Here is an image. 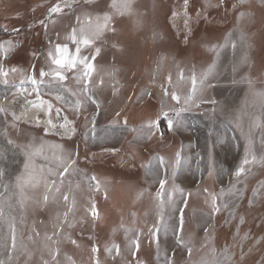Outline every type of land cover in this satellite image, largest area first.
Returning <instances> with one entry per match:
<instances>
[{"label":"rangeland","instance_id":"374dc122","mask_svg":"<svg viewBox=\"0 0 264 264\" xmlns=\"http://www.w3.org/2000/svg\"><path fill=\"white\" fill-rule=\"evenodd\" d=\"M56 3H63V0H0V43L11 41L14 45L6 60L0 57V66L6 71L12 67L19 70L9 74L8 84H4L5 78L0 76V105L5 109L4 112H0V169L5 173L3 184L9 185L6 193L0 186V194L6 198L5 216L15 218L17 249L19 250L23 245L32 253L30 260L25 255H20L18 264H26V260L28 264H41V256L50 260L44 248L46 243L44 237L53 233L55 217L59 214L63 219L66 211H68V222L72 226L68 227L65 224L62 231L54 237L58 243L51 245L60 250V255L57 257L60 264H70L66 257H71L75 264H93L90 259L93 256L91 253L93 245L99 248L96 255L100 264H138L142 261H147L146 264H155L156 248L147 239L149 234L147 227L143 239L140 238L141 248L135 251V256L132 258L129 241H132L134 228L139 230L144 228L145 220L148 219L149 223L153 222L155 227V224L164 219L175 222L176 212H179L165 204L163 219L160 218L156 206V193L152 192L153 182L150 183L152 173H148L144 168L161 149L166 151L165 155L169 158L168 163L171 166L170 175L166 178L168 181L166 189L170 190L175 183L184 190L183 196L179 194L175 196L176 208L184 199H187L189 204V210L184 212L188 225L186 233L188 236L196 237L197 231L202 229L203 225L208 226L210 233L207 241L204 234V237H199L194 243L190 261L187 258L175 264H198L202 258L212 257L216 258L218 264H264V195L256 198L252 196V189L259 188L260 184L264 183V166L246 165V169L251 168L250 172L246 171L240 177L235 175L236 169L244 159V148L249 135L253 140V150L257 157L264 155V147L261 145L264 139V100L254 95L257 92H264V5L260 0H249L233 8L234 4H239V0H223L222 3L221 0H190L186 17L182 7L184 0H131L132 10L124 15L115 13L110 8L111 0H71L70 6L64 7L61 13L49 16L48 8ZM173 11L178 13L174 18ZM201 11L203 15L197 18V13ZM240 12H244L245 15L238 19ZM104 13L112 15L110 27L115 28V33L106 31V38L100 42L103 44V54L99 59L97 56L96 58L106 62L116 54L117 59L123 47L120 57L130 62L132 66L139 65L144 68L146 62L153 57L163 53L169 54L172 61L175 60L180 65L179 70L168 72L172 81L170 91L173 89L172 83L176 82L184 71L187 75L186 81L190 72H196L201 77L211 66L216 52H222L221 59L227 53L231 56L233 52L243 48L249 53V77L246 76L245 70H241L234 76V80H231L230 68L225 65L218 66V62L214 69L218 78L215 75L208 77L203 87L198 83L197 88L201 92L202 101H205L207 96L205 93L213 94L215 90L219 92V101L215 106L218 109L216 114H212L209 118V107L203 109L209 122H216L218 128L212 129L206 138L203 136L204 133L201 137H197L199 145L196 147L193 145L189 147L188 144L189 158L185 167L186 172L182 173L183 168L178 169L173 177L176 147L179 142L176 134L164 138L163 144L162 141L156 140L158 138L154 135L155 137L153 136L148 144L134 150L127 144L123 148L125 154L108 157L104 153H98L107 146L94 149L85 147L84 119L74 117L76 114L73 109L67 114L43 93L39 92L38 97L35 92L27 93V90L20 88L21 81H26L25 74L31 75L33 67L37 75L42 68L45 71L49 70L51 62L47 54L55 44L67 43L70 50L75 51V45L66 37L73 28L84 25L86 20L84 15L95 19L97 15L102 16ZM186 19L189 26L185 25ZM41 20L44 21V25L39 23ZM241 32L245 35L243 41L239 39ZM229 34L236 39L235 49L232 48L231 43L227 47L223 42V38ZM173 35L175 41L171 40ZM168 41L170 44L172 41L175 43L171 46ZM114 44L116 47H113ZM222 45L224 46L221 47ZM214 46L215 50H213ZM235 70L238 68L236 67ZM72 72L65 74L71 75ZM77 75L78 73H75L73 76L75 80ZM143 75H138V78L142 77L141 79L146 81ZM136 77L133 75L130 81L134 82ZM167 78L165 76L161 79L157 76L153 87L158 89L162 81ZM45 80H48L47 83L41 87H47L48 89L43 91L45 94H50L51 81L49 77ZM26 83L30 82L26 81ZM142 83L144 82L138 84ZM76 84L79 87L80 83ZM65 85L67 84L62 85V89ZM121 88L129 91L133 85L123 84ZM230 94L234 95L231 103L233 105L228 103L225 107L227 98L224 96ZM41 99L53 103L51 118L57 125L55 130L46 131L51 129L46 123L49 114L44 109L33 107V104H38ZM167 103L171 108L170 97L166 100L165 104ZM67 107L69 109L70 105L67 104ZM56 108L60 109L59 115L56 114ZM223 109L229 112L225 113ZM230 110H233V113ZM64 117L72 121L70 126L75 128V132L70 136L65 135L64 130L59 127L65 122ZM231 118L235 124L241 123L244 128L240 140L235 138V144L242 145H235V149L230 139L227 137L225 139L224 129L219 126L223 121H230ZM254 118H258L260 127H251ZM9 139L14 142L12 145L7 143ZM226 140L229 143L227 148ZM57 145L62 148H57ZM26 152L34 153L30 164L35 173L46 178L49 183L55 180L57 186L61 188V193L69 196L67 203L61 193H55L56 200L53 201L52 194H49V202L44 204L42 200L45 186L41 182L36 188L28 190L29 199L23 208L20 207L18 190L14 188V183L15 177L25 172L24 165L29 159L25 155ZM197 152H201V157H196ZM232 152L235 153L234 160L230 159ZM70 153L72 159L76 161L73 166L76 170H70L61 177L59 173L63 167L62 160ZM121 159H126V163L121 162ZM98 162H101L100 165ZM110 162L117 166L118 171L115 172ZM210 169L211 176L208 174ZM92 176L100 181L98 191L95 189L96 181L90 179ZM233 186L244 190L242 198L229 192ZM204 189H208V192ZM221 190H223L222 196ZM14 192L17 194L13 195ZM212 194L217 195V203L221 205V211L214 216L210 215L211 208L208 202ZM249 199L254 200L252 205H249ZM8 203L12 205L11 208L7 207ZM92 203H95L99 213L96 219L91 215ZM225 203L229 205L227 209L222 207ZM192 208L197 211H191ZM233 208L235 215L231 214ZM198 212L200 213L197 214ZM240 217H243V223L240 222ZM198 223L202 225L197 226ZM126 227L132 230L123 235ZM80 232L83 234L82 237ZM246 233L247 239H244ZM69 237L78 241L80 246L73 245ZM9 238V222L5 219L0 221V244ZM113 245L119 246V255L114 251L105 250L106 246L112 248ZM225 249L227 253L224 252ZM6 257L7 252L0 247V258ZM13 264L17 262L14 261Z\"/></svg>","mask_w":264,"mask_h":264},{"label":"crops","instance_id":"0c3cea01","mask_svg":"<svg viewBox=\"0 0 264 264\" xmlns=\"http://www.w3.org/2000/svg\"><path fill=\"white\" fill-rule=\"evenodd\" d=\"M86 14V13H84ZM86 19V15H84ZM115 16V15H114ZM84 25H81L82 27ZM80 27L76 28L77 31H79ZM115 33V32H114ZM106 38V32L95 41L94 45L88 46L87 49L85 46H81V54L83 56H87L91 58L94 54L95 51L91 54L95 48H101V54L97 56L99 59L100 56L103 54L102 48L103 44H100ZM227 40V47L230 46V43L234 40H236L232 35H227L225 38H223V42L226 44ZM8 41L1 42L0 44H4L7 47ZM60 42V41H59ZM13 43V42H12ZM98 44V45H97ZM224 46V45H222ZM93 47V49H91ZM106 48V47H105ZM120 48V47H118ZM123 49V47H122ZM122 49L120 50L118 54V58L116 59V54L110 59L109 61L102 62L95 58L94 65H95V71L92 73V78H91V83L89 84V87L92 89V94L95 96V98L99 101L101 108L99 110V115L96 116L95 120V125H94V132L92 131L93 125L89 122L90 118L92 117L93 113L97 111L96 107L92 105L91 103H86L84 105V110L80 113H77L74 111V114L78 117L79 119L83 118L84 119V134L87 133V139L85 138V147L88 149H94V148H115L118 150H123V148L128 144L129 148L133 149L134 148H141L144 147L146 144H148L151 140L147 139H137V132L132 131V129H139L142 124H145L148 120H154L157 118L158 114L160 113L161 107L163 106L164 110H169L173 107L176 108H183L182 111L179 112L178 116H175V120L178 121L177 126L172 130L169 131L167 127V121L162 120V122L159 125V132L155 134V136L158 138L156 140H160V142L164 141V138H168L169 136H172L171 134H176V136L179 139V142L177 144L176 150L177 152L180 151L181 155L184 159H188L189 156L187 155V146L193 145L196 147L199 145V141L197 137H201V134H203L204 138L208 137L207 134L210 133V131L217 130L218 125L216 122H209V119L206 117L205 113L203 112V109L205 107H209V118L212 114H216V105L218 103V98H219V92L218 90H215L213 94L211 92L205 93L207 96H205V101H202L201 92L198 90L193 97L194 102H190L189 104L185 105L183 103L184 98L188 95V93L192 89V83H191V76L193 72H190L188 75V81L186 71H184L183 79L181 78L177 79L176 82L172 83V91H175L178 95L181 96V103L179 105L176 104L175 101H172V106L168 107V103L165 104L166 100L169 99L170 96H165L163 95V92L165 90L172 92L169 90L170 83L169 82V70H174L177 69L179 70L180 65L177 64L175 60L172 61V57L169 54H161L158 56H155V58L150 59L146 62L144 68L141 66H132L130 62L125 61L122 57ZM223 49V48H222ZM244 49V48H243ZM238 50L236 52H233V54L230 56L228 53L226 56L221 59V56H223L222 52H216L215 56L213 57V60L211 62V66L214 65V68L211 72V74L208 75V77L212 75H216L214 73L215 66L218 63V66H226L227 68H230L231 73L230 76L232 77L231 80H234V76L237 75L239 71H246V76L249 77V67H250V58H249V53L247 50ZM105 54V53H104ZM246 57V60L244 59ZM160 58V59H159ZM156 59V60H155ZM224 62V64H223ZM209 65V66H210ZM166 66H168V69H166ZM238 68V70H235V68ZM29 68V67H28ZM234 68V69H233ZM145 69V70H144ZM29 70V69H28ZM144 70V75L146 78V81L143 79H139L138 75H143L142 72ZM185 70V68L183 69ZM48 71V70H47ZM73 74L67 75V79L63 82H56L52 80L51 77H49V90L50 94H45L43 91L44 89H48L47 87H40L39 92L43 93L50 99H52L57 106H60L63 111H65L67 114L70 113V110L73 109L72 105L75 103V100L79 97L80 95V88L82 87V84H79V87L77 86L76 83H78L73 76H75V72H72ZM197 76V85L199 83L198 79L200 80L201 77L198 76V74L195 72ZM135 75L137 76L134 82L130 81V78ZM143 75V76H144ZM38 76V75H37ZM157 76H160L161 79H163L165 76L168 77L167 79H164L159 86L158 89L153 87V82L156 81ZM218 78V76H217ZM216 78V79H217ZM160 79V80H161ZM159 80V81H160ZM45 80V84L47 83ZM103 81V83H100ZM140 82H144L142 84H138ZM65 85L64 89H62V85ZM44 84V85H45ZM75 84V85H74ZM123 84H131L133 85V88L129 91H125L121 86ZM196 85V87H198ZM20 88L23 90H27V93H30L33 91V85L30 83H26V81L23 84H19ZM133 89V90H132ZM57 90L60 91V94L64 96L63 101H57L55 100V95ZM70 90V91H69ZM76 92L77 95L73 96L71 93ZM147 93H150L148 95ZM226 102L224 106L226 107L228 103L232 106L231 104L234 99V95L230 94V96H224ZM223 99V98H222ZM221 99V100H222ZM212 101H215V103H212ZM222 102V101H221ZM224 103V102H223ZM222 103V104H223ZM67 104L70 105V108L68 109ZM221 104V105H222ZM198 105V106H197ZM212 106V108H211ZM233 113V110H230ZM119 112L120 116L117 117L116 113ZM223 112L228 113L229 111L227 109H223ZM172 114V113H170ZM174 115V114H173ZM71 116V115H70ZM107 116V118H106ZM73 117V116H71ZM86 117L89 118L86 120ZM127 120V124L124 123V120ZM115 121V122H114ZM215 123V124H214ZM222 129H224V135L225 139L226 137L230 139L232 143L233 149H235L236 146H241L242 144H235V138L240 140V137L243 136V126L241 123H234L233 118L230 119V121H223L219 125ZM160 133H163V136H160ZM154 136V137H155ZM225 143V147L227 148V145L229 147L228 140ZM176 146V143L174 144ZM242 148V147H241ZM240 149V147L238 148ZM164 150H158L157 153L151 158L148 164L145 165V170L148 171V173H152V176H150L151 180L150 183L153 182V188L152 192L154 194L159 190V179L162 178H167L170 175L171 172V166L169 165V158L167 155H165ZM196 157H201V152L196 153ZM231 154V153H230ZM235 154V153H234ZM234 154L232 152L230 159L234 160ZM164 157L165 158V168H161L159 165L158 160L156 157ZM151 165V167H149ZM187 165L183 164L179 168H183V171L186 172ZM166 169V171H165ZM179 173V172H178ZM147 175V172H146ZM184 175V174H183ZM200 176V175H198ZM167 187V185H166ZM151 190V186L149 187ZM183 207L184 212L186 210H189V204L187 206H184V203H179L178 208ZM150 208V207H149ZM177 208V209H178ZM191 211L193 210L190 209ZM178 211V210H176ZM190 211V212H191ZM197 211V210H193ZM190 212H189V218H190ZM198 212L197 214H199ZM195 214V213H194ZM193 214V215H194ZM195 214V215H197ZM192 215V216H193ZM188 218V219H189ZM202 223V222H201ZM198 223L197 226H201L202 224ZM144 228L143 229H135L134 228V235L131 237L132 240L138 238L139 239V249L140 247V242L144 237L145 233V227H147V231L149 232L148 234V241L152 242V244L155 246L156 250L154 253V263L155 264H165V255L167 254L168 256L172 255L173 250L176 251V256H175V262L177 261H184L185 259L188 258L186 251L182 250L179 246L176 245V233L175 229L179 227V212H176L175 215V222L172 220L169 221V219H164L161 222H158V224H155V227H153V222L149 223V220H145L144 222ZM188 225L186 224L185 218L183 222V231L180 232L179 234L184 237L186 241H190V246L192 249H194V243L198 241L199 237H204V229L205 226L203 225L202 229H198L197 231V236L193 237L188 236L186 233ZM129 231L132 230L128 227H126ZM123 230V235L126 231ZM151 233H155V236H153ZM141 238V240H140ZM157 240L159 241V256L157 255ZM171 243V244H170ZM138 249V250H139ZM115 252V250H113ZM133 251H136V249L133 247L131 248L130 252V257L132 258L133 256ZM136 253V252H135ZM193 253V252H192ZM110 257V256H109ZM147 257V256H146ZM151 259V258H149ZM147 262V261H146ZM145 261L138 262V264H146Z\"/></svg>","mask_w":264,"mask_h":264},{"label":"snow or ice","instance_id":"6c2138e0","mask_svg":"<svg viewBox=\"0 0 264 264\" xmlns=\"http://www.w3.org/2000/svg\"><path fill=\"white\" fill-rule=\"evenodd\" d=\"M190 0H184L183 9H184V15L188 16V6H189ZM223 0H221V3ZM249 2V0H239V4H234L233 8H237L240 5H243L244 3ZM261 4L264 5V0H260ZM71 0H63V3H56L52 5L50 8H48V14L49 16H52L54 14L61 13L63 11L64 7L70 6ZM110 8L115 11V13H118L120 15H124L125 13H130L131 8V0H111ZM176 15H178L177 12L173 11L172 17L174 18ZM203 15V12L197 13V18H200ZM245 15L244 12H240L239 17H243ZM112 15L109 13H104L102 16L97 15L95 19L92 17H86L84 26L80 27L79 31L77 29L73 28L71 33L68 34L66 39L70 40L75 45V51L73 52L70 50L67 43L61 44L57 43L54 45V47L50 48L47 54L48 60L51 62V65L49 67L48 71H45L43 68L39 70L38 76L36 74L35 68L32 69V74L27 75L25 74V80L29 81L34 87L33 92L37 94L39 97V88L44 84L45 78L51 77L52 80L56 82H63L67 79V76L65 73L67 72H78V75L76 76V80L78 83L82 84V87L80 88V95L75 100V103L72 105L73 111L80 113L84 110V105L86 103H91L94 105L97 109L95 113H93L92 117L90 118L89 122L93 125L92 131L94 132V125L96 116L99 115V110L101 108V105L99 101L95 98V96L92 94V89L89 87V84L92 82V73L95 71V65L94 61L96 56L100 53V48H95V54L89 58L87 56H83L81 54V46H92L94 45L95 41L99 39L106 31H112L115 32L114 27H110V22L112 20ZM79 21V18H77ZM41 25H44V21H39ZM185 25L189 26V22L186 19ZM7 30V29H5ZM14 31H18V29H14ZM158 35V34H154ZM231 35V34H229ZM239 39L243 41L245 39V35L243 32H241ZM7 47L4 44H0V57H3V59H7L9 52L12 50L14 45L11 41L6 42ZM227 44V40H226ZM231 46L233 49L236 47V42L232 41ZM113 47H116L114 44ZM223 47V46H221ZM215 50V46L213 48ZM246 60V57L244 58ZM214 68V65L210 66L208 70L202 74L199 83L201 87H203L204 82L207 80L208 75L211 74L212 70ZM19 71L17 68L12 67L9 70H5L3 66H0V76L4 77L3 80L4 84H8L7 77L10 73H16ZM181 80L183 79V75L181 73ZM191 83H192V89L188 93V95L184 98L183 103L185 105L189 104L190 102H194L193 97L197 91V76L195 73L191 76ZM169 82H171V77H169ZM24 81H21V84H23ZM100 83H103L101 81ZM250 87H251V81H248ZM70 91V90H69ZM73 96H76V92L71 93ZM150 95V93H147ZM163 95L170 96L171 100L175 101L177 105L181 103V96L178 95L175 91L169 92L165 90L163 92ZM254 95L259 96L262 100H264V92H257L254 93ZM65 98L63 95L60 94V91L57 90L55 95V100L57 101H63ZM212 103H215V101H212ZM198 106V105H197ZM33 107L38 109H44L49 114V119L46 121L48 125L51 126V129L48 130H55L57 128V125L53 122V119L51 118V113L53 110V103L51 101H46L41 99L38 104H33ZM183 108H176L173 107L169 110H164L163 106L161 107L160 113L158 114L157 118L154 120H148L145 124H142L139 129H132V131L137 132V139H147L151 140L152 137L159 132V125L162 122V120L167 121V127L169 131H172L178 124V121L175 120V116L179 115V112L182 111ZM5 109L2 105H0V112H4ZM56 114L59 115L60 109H55ZM172 113V114H170ZM174 114V115H173ZM116 116L119 117L120 113L117 112ZM14 119H19L18 117H14ZM89 119L86 117V120ZM64 123L59 125L60 128L64 130L65 135H71L75 132V128L71 127L70 125L73 123L72 121H69L67 117H64ZM115 122V121H114ZM39 123V121H37ZM124 123L127 124V120H124ZM261 125L258 123V118H254L251 127H260ZM160 136H163V133H160ZM85 138L87 139V133L85 134ZM7 143L9 145H12L14 142L12 140H8ZM262 147H264V139L261 141ZM57 148H62V146L57 145ZM191 147V145H189ZM106 152H112L115 153L118 151V149L110 148V149H104ZM245 156L242 160L240 166L236 169L235 175L237 177H240L241 175L245 174V172H250L251 168L246 169V165H253V164H259L261 166H264V155L260 156L259 158L255 154L253 150V140L251 136L247 138V143L245 144L244 148ZM34 153H28L26 152L25 155L29 158L28 161L25 162L24 168L25 172L21 175H18L15 177V183L14 188L18 190L19 200L18 204L21 208L24 207L25 202L29 199V196L27 195V192L29 189L36 188L41 182L44 183L45 186V194L43 196L42 202L44 204H47L49 202V194H52V200H56L55 193H61V188L57 186V183L55 180H52L51 183L49 181L35 173V171L31 168L30 160L31 156ZM78 155V153L76 154ZM95 155V154H93ZM156 159L159 162V165L161 168H165V158L160 156L156 157ZM183 164H187V159H184L181 155V152L178 151L175 153V162H174V168H173V177L176 175V171L182 166ZM76 161L72 159V154L70 153L66 158H63L62 160V171L59 173L61 177H63L66 173H69L71 171H75L76 169L73 168ZM151 167V165H149ZM166 171V169H165ZM51 172V170H49ZM209 176L212 175V170H209ZM5 173L2 169H0V186L3 187L4 192H8L9 185L3 184V177ZM93 181H96L95 189L98 191L100 188V181L97 180L95 176H92L90 178ZM62 183V180H61ZM159 190L156 192V200H157V209H158V215H160V218L163 219V209L165 204L169 205L173 208V210L179 211V227L175 229L176 233V245L179 246L182 250L186 251V254L189 258V261L191 260L193 249L190 246V241H186L182 235L179 233L183 231V222H184V209L183 207L176 208L177 200L175 199L176 194H179L180 196L184 195V190L181 189L178 185L175 183L172 184L171 189H166V185L168 184V181L166 178L159 179ZM264 183H261L259 188H253L252 189V196L253 198H256L257 196L264 195ZM205 192H208V189H204ZM229 192L232 195H237L238 198H242L244 196V190L243 189H236L235 186H233L232 189H229ZM17 194L16 192L13 193V195ZM63 200L65 203L69 201V196L67 194L61 193ZM190 195V193H189ZM221 196L223 195V190H221ZM218 197L215 194H212L209 199V204L211 208L210 215L214 216L217 213L221 211V205H218L217 203ZM39 203V201H37ZM254 202L253 199H249L248 203L249 205H252ZM74 203V200H73ZM184 206H187V199H184L183 201ZM6 206V198L3 196V194H0V221H3L5 219L9 222V231H10V238L9 240H6L3 244H0V247H2L7 252L6 258H0V264H13V262L19 261L20 255H25L28 260L31 259L32 253L27 250L26 247L21 245L20 249H17V242H16V230H15V218L14 217H6L4 208ZM7 207L11 208L12 205L10 203L7 204ZM222 207L224 209H227L229 205L227 203L223 204ZM70 211V209H69ZM90 211L93 219L98 218L99 213L96 210L95 203H92L90 205ZM232 215H235V209L233 208ZM240 222L243 223V217H240ZM67 224L68 227H71V223L68 222V211H66L63 214V219H61V216L58 214L55 217V221L53 223L54 231L51 235H45L44 239L46 241L44 248L47 250L49 259H45L43 256H41V264H60V261L57 259V257L60 255L59 248H53L51 245L57 244L58 242L54 239V237L62 231L64 225ZM126 231H129L126 229ZM205 241H207L210 233L209 228L205 227ZM153 236H155V233H151ZM35 235H39V233H35ZM244 239H247V233L243 237ZM29 239H32V237H29ZM69 241L75 245L76 247H79L78 241L68 238ZM135 248L136 250L139 249V239L136 238L132 241H129V248ZM105 250L107 252H112L115 250V253L119 255V246L113 245L112 248H108L106 246ZM213 251H215L213 249ZM99 252V248L96 245H93L91 248V253L93 254L90 259H92L93 264H100L99 258L96 255ZM159 241L157 240V255L159 256ZM225 253H227V249L224 250ZM15 253V255H14ZM133 255H135V251H133ZM175 256L176 251L173 250L172 255L168 256L165 255V264H175ZM228 259H231L230 257H227ZM243 253H241V260H243ZM66 259L70 262V264H75V261L71 259V257H66ZM26 264H28V261L26 260ZM198 264H218V261L215 257H212L210 259L202 258Z\"/></svg>","mask_w":264,"mask_h":264},{"label":"trees","instance_id":"16d2710c","mask_svg":"<svg viewBox=\"0 0 264 264\" xmlns=\"http://www.w3.org/2000/svg\"><path fill=\"white\" fill-rule=\"evenodd\" d=\"M30 28V27H29ZM170 31V30H169ZM171 32V31H170ZM173 33H175V32H173ZM171 40H174L175 41V35H173V37L171 38ZM177 42H179V40H177ZM168 43H169V45H171V46H173V44L175 43V42H171V44H170V41H168ZM105 149H109V148H105ZM98 153H104L105 154V156H108V157H117L119 154H121V153H123V154H125L124 153V151L123 150H118L117 152H115V153H112V152H106V151H104V149H102V150H100ZM122 155V154H121ZM106 161V160H105ZM121 162H123L124 164L126 163V159H121L120 160ZM99 163H101V162H98V164ZM100 165V164H99ZM118 165H119V162H118ZM110 166H112V168L115 170V172L116 171H118V169L116 168L117 166L115 165V164H113V163H111L110 162ZM118 167H120V165L118 166ZM111 169V168H110ZM112 170V169H111ZM115 172L113 173V174H115ZM98 175V174H97ZM106 175V174H105ZM107 177H109L108 175H106ZM113 176V175H112ZM80 236L82 237L83 236V234L80 232Z\"/></svg>","mask_w":264,"mask_h":264}]
</instances>
